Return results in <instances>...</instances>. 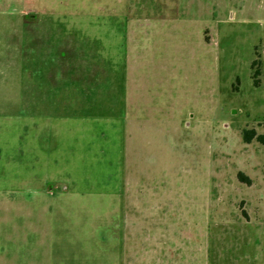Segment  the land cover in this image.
Instances as JSON below:
<instances>
[{"label":"rangeland","instance_id":"rangeland-1","mask_svg":"<svg viewBox=\"0 0 264 264\" xmlns=\"http://www.w3.org/2000/svg\"><path fill=\"white\" fill-rule=\"evenodd\" d=\"M162 2L0 0V264H264V0Z\"/></svg>","mask_w":264,"mask_h":264},{"label":"crops","instance_id":"crops-1","mask_svg":"<svg viewBox=\"0 0 264 264\" xmlns=\"http://www.w3.org/2000/svg\"><path fill=\"white\" fill-rule=\"evenodd\" d=\"M159 1H156L155 4L158 5ZM162 3H165L163 4L164 8L167 9H170L171 10V16L169 17H165V18H168L167 21H169V19L172 20H175L178 22L179 19H180V9H181V3H182V0H165V2H162ZM163 8V9H164ZM164 13V12H163ZM61 114V113H60ZM58 115V116H64V115ZM72 118H78L77 116H72ZM67 115L65 117H63L59 122V124H57L55 127H61L59 129H55L57 131V134L62 136V133L63 131L65 130V128L67 127ZM54 123V122H52ZM34 129L35 131L31 134V137L35 138V139H32V140H29V145L27 146V153L30 155V158H29V162L32 163V165H30V172H29V178L28 179H31L33 182H36L40 176H38L37 174V169H39V167L42 166V168L44 169V172H45V177L43 176V182L44 183H47L50 181V178L52 176H60L62 174V169L64 168L63 166V157L61 156V154L57 153L56 152V148H52V147H49L50 146V143H51V139H47V136H51L52 135V131L53 130H47L45 128H41V127H48L50 126V123L49 121L45 120L43 122H40V121H36V119H32L30 124ZM64 128V130L62 129ZM44 129V130H43ZM66 131V130H65ZM59 136V137H60ZM41 138H43V140L41 141V143H43V146L42 145H39L36 143L35 140H37V142L39 143ZM50 148V149H48ZM53 152H56L57 155L59 157H52L53 156ZM29 169V167H28ZM55 183V186H56V190L58 189L57 186H58V183L60 182L58 179H55L54 181ZM61 183V182H60ZM36 192V191H35ZM34 192V193H35ZM117 192V191H116ZM48 194H51V195H55V193H52L51 189H49V192H47Z\"/></svg>","mask_w":264,"mask_h":264},{"label":"trees","instance_id":"trees-1","mask_svg":"<svg viewBox=\"0 0 264 264\" xmlns=\"http://www.w3.org/2000/svg\"><path fill=\"white\" fill-rule=\"evenodd\" d=\"M261 73H264V71L261 72V70H256L253 74V83L255 87L259 86L258 77L260 76ZM242 138H243L244 143L246 144H250L253 140H257L262 145H264V135H259L255 129H251V130L244 129L242 131ZM238 177L241 180V182L251 185V179L245 176V174L239 173Z\"/></svg>","mask_w":264,"mask_h":264}]
</instances>
